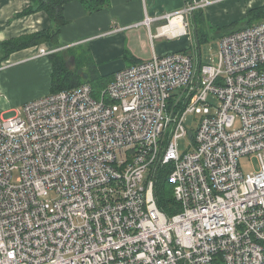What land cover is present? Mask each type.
Instances as JSON below:
<instances>
[{
	"label": "built area",
	"instance_id": "1",
	"mask_svg": "<svg viewBox=\"0 0 264 264\" xmlns=\"http://www.w3.org/2000/svg\"><path fill=\"white\" fill-rule=\"evenodd\" d=\"M220 1L166 17L186 34L185 15ZM249 153L260 168L245 174ZM0 264H264V20L223 35L215 63L154 54L98 93L85 82L0 113Z\"/></svg>",
	"mask_w": 264,
	"mask_h": 264
},
{
	"label": "crops",
	"instance_id": "2",
	"mask_svg": "<svg viewBox=\"0 0 264 264\" xmlns=\"http://www.w3.org/2000/svg\"><path fill=\"white\" fill-rule=\"evenodd\" d=\"M189 3L187 0H110L108 7L89 12L81 0H70L64 8L68 22L61 28L59 48L43 44L23 49L19 51L23 55L12 62L16 63L12 68L44 66L46 73H50L51 87L53 66L48 56L41 55L42 49L59 50L68 61L70 57L74 61L69 48L87 45L104 76L114 75L154 54L193 50L197 43L193 12L186 16L190 22L188 32L179 36L176 33L181 28L182 17H173L170 22L166 17L185 9ZM31 4L32 0H0V41L52 27L53 22L45 10L21 14ZM263 4L264 0H221L205 7L204 12L207 21L211 19L218 26L228 25L246 19L250 9ZM147 17L152 19L150 24L145 22ZM174 19H178V23ZM167 23L168 26H163ZM163 28L166 31L161 34ZM39 74L41 71L36 73L37 77Z\"/></svg>",
	"mask_w": 264,
	"mask_h": 264
},
{
	"label": "trees",
	"instance_id": "3",
	"mask_svg": "<svg viewBox=\"0 0 264 264\" xmlns=\"http://www.w3.org/2000/svg\"><path fill=\"white\" fill-rule=\"evenodd\" d=\"M70 0H32V4L24 10L23 14H30L38 10H45L53 22L52 27L32 34H26L18 37H12L0 41V63L5 59L10 58L12 53L17 51L49 44L53 48H59V34L62 26L68 21L64 15L65 4ZM87 7L88 11L101 10L108 7L110 0H81ZM192 2L194 0H187ZM264 20V4L248 11L246 21L241 24L240 21H235L218 31L220 38L230 32L232 29L242 27L243 25H251ZM195 28V36L198 43L201 45L209 38V27H212L206 19L204 8H198L193 11V21ZM217 29V28H216ZM197 44V43H196ZM195 46L198 47V44ZM195 47V48H196ZM69 54H76L75 48H69ZM188 51V50H185ZM53 66L51 72V87L50 93H55L61 90L72 89L85 82L90 83L95 92L103 89L108 82L113 78L112 75L104 76L99 72L97 63L95 62L90 51H86L83 55L76 59V68L72 69L66 61V56L61 51H54L47 55ZM167 170H161L156 182L157 202L161 209L168 215H172L180 210L179 203L176 201L173 188L167 181Z\"/></svg>",
	"mask_w": 264,
	"mask_h": 264
},
{
	"label": "rangeland",
	"instance_id": "4",
	"mask_svg": "<svg viewBox=\"0 0 264 264\" xmlns=\"http://www.w3.org/2000/svg\"><path fill=\"white\" fill-rule=\"evenodd\" d=\"M245 20V18L241 19V24H244ZM208 22L212 27H209L210 29L208 30L210 34L208 40L200 45L201 59L203 63H215L218 57L221 39L218 31L223 30L218 27H224L226 25L218 26L211 19H209ZM86 51H88L87 45L75 47L76 59L83 55ZM22 55V53L17 51L12 53L10 58L5 59L0 63V66H5L0 70V113L7 116L13 115L14 111H16L19 115L22 112V107L26 101L28 102L50 93V73L49 71L46 73L44 66H37L36 69L31 66L24 68L17 67V69L12 68L16 65V63L12 62H14L17 58H20ZM76 59L74 61L71 57L69 61L68 58L66 59L70 68H76ZM97 66H99V63ZM25 68H27V70H25ZM42 69L44 70L42 71ZM40 71L41 74L37 77L36 73H39ZM211 100L213 104H219L217 98L211 97ZM197 119L198 116L195 114H189L186 117V124L189 129L196 127ZM191 143L192 139L188 136L180 138L178 141V148L180 152L184 153L188 150ZM239 161L245 174L254 172L260 168L259 159L256 153L244 154L240 157Z\"/></svg>",
	"mask_w": 264,
	"mask_h": 264
},
{
	"label": "water",
	"instance_id": "5",
	"mask_svg": "<svg viewBox=\"0 0 264 264\" xmlns=\"http://www.w3.org/2000/svg\"><path fill=\"white\" fill-rule=\"evenodd\" d=\"M184 17H185V19L187 20V17H186V15H185ZM196 42H197V44H198V52H199V54H200V57H201V49H200V44L198 43V40H196ZM190 135L192 136V132H190Z\"/></svg>",
	"mask_w": 264,
	"mask_h": 264
},
{
	"label": "bare ground",
	"instance_id": "6",
	"mask_svg": "<svg viewBox=\"0 0 264 264\" xmlns=\"http://www.w3.org/2000/svg\"><path fill=\"white\" fill-rule=\"evenodd\" d=\"M181 20H182V18H181ZM174 21H177V22H175V23H178V19H174ZM173 21V22H174ZM179 23H180V19H179ZM182 23V22H181ZM7 64V63H6Z\"/></svg>",
	"mask_w": 264,
	"mask_h": 264
}]
</instances>
